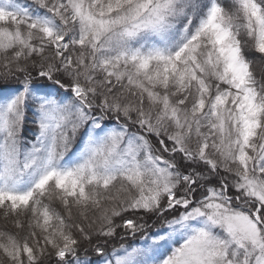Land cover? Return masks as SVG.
<instances>
[{
    "label": "snow or ice",
    "instance_id": "6c2138e0",
    "mask_svg": "<svg viewBox=\"0 0 264 264\" xmlns=\"http://www.w3.org/2000/svg\"><path fill=\"white\" fill-rule=\"evenodd\" d=\"M0 264H264V0H0Z\"/></svg>",
    "mask_w": 264,
    "mask_h": 264
},
{
    "label": "trees",
    "instance_id": "16d2710c",
    "mask_svg": "<svg viewBox=\"0 0 264 264\" xmlns=\"http://www.w3.org/2000/svg\"><path fill=\"white\" fill-rule=\"evenodd\" d=\"M21 2H24V0H21ZM256 71H257V73L259 74L260 71H261V68H260L259 66H257ZM145 219H148V218L145 217ZM148 223H149V224L152 223L151 219H148ZM153 230H154V229H153ZM89 255L92 256L93 261H95L96 257H95L94 255H92L91 253H89Z\"/></svg>",
    "mask_w": 264,
    "mask_h": 264
}]
</instances>
